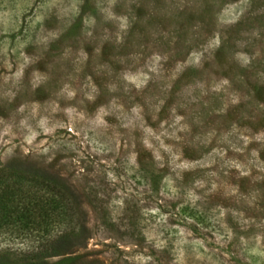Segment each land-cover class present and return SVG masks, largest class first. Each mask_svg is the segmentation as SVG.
I'll return each instance as SVG.
<instances>
[{"label":"rangeland","instance_id":"obj_1","mask_svg":"<svg viewBox=\"0 0 264 264\" xmlns=\"http://www.w3.org/2000/svg\"><path fill=\"white\" fill-rule=\"evenodd\" d=\"M4 169L72 196L38 264H264V0H0Z\"/></svg>","mask_w":264,"mask_h":264},{"label":"trees","instance_id":"obj_2","mask_svg":"<svg viewBox=\"0 0 264 264\" xmlns=\"http://www.w3.org/2000/svg\"><path fill=\"white\" fill-rule=\"evenodd\" d=\"M71 197L65 185L54 179L0 170V235L18 240L27 236L31 239L29 245L37 243L38 248H16L17 254L5 248L0 250V258L4 261L7 256L16 255L25 264H38L47 242L52 243L57 235L74 233L77 223Z\"/></svg>","mask_w":264,"mask_h":264}]
</instances>
